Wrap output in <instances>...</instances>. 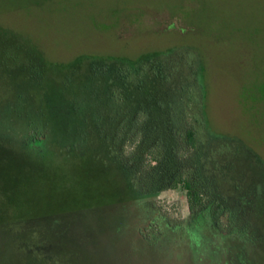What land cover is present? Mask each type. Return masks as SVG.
Masks as SVG:
<instances>
[{
    "label": "rangeland",
    "instance_id": "obj_1",
    "mask_svg": "<svg viewBox=\"0 0 264 264\" xmlns=\"http://www.w3.org/2000/svg\"><path fill=\"white\" fill-rule=\"evenodd\" d=\"M98 260L264 264V0H0V264Z\"/></svg>",
    "mask_w": 264,
    "mask_h": 264
},
{
    "label": "trees",
    "instance_id": "obj_2",
    "mask_svg": "<svg viewBox=\"0 0 264 264\" xmlns=\"http://www.w3.org/2000/svg\"><path fill=\"white\" fill-rule=\"evenodd\" d=\"M153 57H155V55L150 54V55H145V56H143L141 58H138L135 61H127L125 59H116V60H113V61H116L117 63H119V64H121L123 66H128V68H130V69L131 68L134 69L137 66V64H143L144 62L151 60ZM84 58L85 57L78 58L77 60L74 61V64H72V65H76V64L80 63L82 61V59H84ZM85 59H88V58H85ZM100 60H103V59H100ZM123 68L124 67L120 68V70L123 71ZM187 140H188L189 146L192 149H194L196 147V142H195L194 134L192 132H188L187 133ZM154 151L156 152V154L154 156H152V160L157 161L158 160V156L157 155H159V151H158V149L154 150ZM155 152H153V153H155ZM153 153L151 152V155ZM187 187H188V185H185V189H187ZM51 212H54V211H51Z\"/></svg>",
    "mask_w": 264,
    "mask_h": 264
},
{
    "label": "flooded vegetation",
    "instance_id": "obj_3",
    "mask_svg": "<svg viewBox=\"0 0 264 264\" xmlns=\"http://www.w3.org/2000/svg\"><path fill=\"white\" fill-rule=\"evenodd\" d=\"M100 259H102V258H100ZM99 261V264H101V261L100 260H98Z\"/></svg>",
    "mask_w": 264,
    "mask_h": 264
}]
</instances>
